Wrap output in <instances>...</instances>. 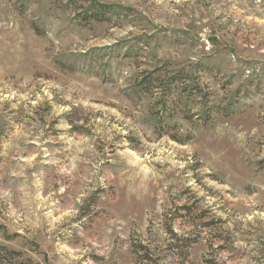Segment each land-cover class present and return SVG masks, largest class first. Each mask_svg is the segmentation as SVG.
Listing matches in <instances>:
<instances>
[{
	"label": "rangeland",
	"instance_id": "1",
	"mask_svg": "<svg viewBox=\"0 0 264 264\" xmlns=\"http://www.w3.org/2000/svg\"><path fill=\"white\" fill-rule=\"evenodd\" d=\"M3 247L264 264V0H0Z\"/></svg>",
	"mask_w": 264,
	"mask_h": 264
},
{
	"label": "trees",
	"instance_id": "2",
	"mask_svg": "<svg viewBox=\"0 0 264 264\" xmlns=\"http://www.w3.org/2000/svg\"><path fill=\"white\" fill-rule=\"evenodd\" d=\"M68 1H72V0H68ZM89 7L82 10L80 12V15H82V17L85 20H89V19H96L97 21H109L111 18H107V15L110 13V7L104 6V5H100L99 3L95 2V1H89ZM106 10V11H104ZM98 15H101L98 17ZM105 19V20H104ZM160 81V80H159ZM152 82H157V79H152L149 78V82H147V80L145 81H141L138 84L135 85V87H144L142 89V91L145 93H149L150 90H148V86H150L152 84ZM169 92H171V90H169ZM140 251H142L144 253L142 257V259L144 260H148V256L146 255L147 253V249L146 246H142V245H138L136 246ZM16 252L13 251H9L6 248H0V264H29L28 261L27 262H13L9 256H16Z\"/></svg>",
	"mask_w": 264,
	"mask_h": 264
}]
</instances>
